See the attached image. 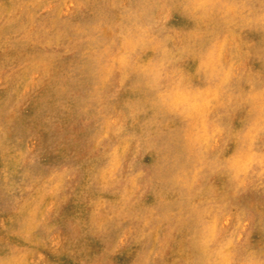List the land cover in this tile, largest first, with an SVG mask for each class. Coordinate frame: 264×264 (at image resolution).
I'll list each match as a JSON object with an SVG mask.
<instances>
[{
  "label": "rangeland",
  "instance_id": "obj_1",
  "mask_svg": "<svg viewBox=\"0 0 264 264\" xmlns=\"http://www.w3.org/2000/svg\"><path fill=\"white\" fill-rule=\"evenodd\" d=\"M0 107V264H264V0H0Z\"/></svg>",
  "mask_w": 264,
  "mask_h": 264
},
{
  "label": "bare ground",
  "instance_id": "obj_2",
  "mask_svg": "<svg viewBox=\"0 0 264 264\" xmlns=\"http://www.w3.org/2000/svg\"><path fill=\"white\" fill-rule=\"evenodd\" d=\"M10 10V9H9ZM64 21V20H63ZM148 27V26H147ZM20 40V39H19ZM56 42V41H55ZM28 59V58H27ZM38 60V59H37ZM42 61V60H41ZM221 78V77H220ZM19 79V78H18ZM254 93V92H253ZM189 98V97H188ZM9 101V100H8ZM249 102V101H248ZM203 107V106H202ZM201 107V108H202ZM1 108V107H0ZM51 110V109H50ZM6 120V119H5ZM243 120V119H242ZM199 134V133H198ZM108 160V159H107ZM232 173V172H231ZM83 223V222H82ZM85 225V224H84Z\"/></svg>",
  "mask_w": 264,
  "mask_h": 264
}]
</instances>
